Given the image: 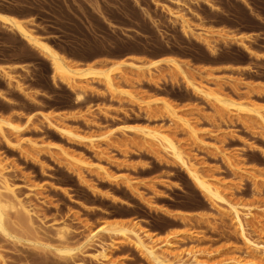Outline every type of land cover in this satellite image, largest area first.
<instances>
[{
    "label": "rangeland",
    "instance_id": "rangeland-1",
    "mask_svg": "<svg viewBox=\"0 0 264 264\" xmlns=\"http://www.w3.org/2000/svg\"><path fill=\"white\" fill-rule=\"evenodd\" d=\"M1 10L34 17L37 32L77 67L122 65L113 72L115 92L91 80L61 83L44 58L0 25V118L20 129L16 134L2 126L0 161L38 232L27 233L7 209L14 238L0 235V264H149L130 244L102 231L81 246L90 232L116 223L136 224L155 248L168 239L170 254L186 263L196 253L211 264L250 260L230 216L212 209L171 157L124 128H160L173 136L204 178L220 182L222 197L251 209L246 237L264 245V123L194 95L174 68L148 71L124 62L141 66L174 57L193 84L264 118V0H0ZM181 20L189 34L181 31ZM78 89L80 102L74 100ZM157 99L181 120L169 122ZM183 122L204 144L187 136ZM92 137L98 140L88 142ZM223 155L240 163L231 168ZM61 225L69 229L63 240L55 236ZM100 246L109 247L105 261L93 256ZM54 248L73 250L72 258ZM256 256L255 264H264L262 252Z\"/></svg>",
    "mask_w": 264,
    "mask_h": 264
},
{
    "label": "bare ground",
    "instance_id": "bare-ground-1",
    "mask_svg": "<svg viewBox=\"0 0 264 264\" xmlns=\"http://www.w3.org/2000/svg\"><path fill=\"white\" fill-rule=\"evenodd\" d=\"M173 1L180 2V0H173ZM206 3L209 6L211 5V4H208V2H206ZM11 14L5 13L1 10L0 11V25L2 27L4 26V28H7L9 31L16 34L27 46H29L31 49H33L35 52H37L38 55H40L42 58H44L49 63L50 68H51L52 79L55 78L59 82L66 83L68 85L69 84L74 85L76 83V81H78V80H86V81L91 80V81L96 82L98 84L101 83L103 85H106L108 89H111L114 92H115V90L117 91V89H115V86L113 85V77L112 76H113L114 70H118V68L120 67V65H122V63L119 62L117 64L110 65L109 67H107V69H98V68H95L93 66H90L89 63L86 66H83V67L78 66L77 67L74 65L75 63L72 64V61H69V59H67L60 51H58L49 42V40L46 37L42 36L40 33L37 32L36 28L34 27L35 23H36L35 20H33L34 17L21 18V17H17L14 15H11ZM169 14L173 16V14L171 12H169ZM180 28H181V31L184 32V34L185 33L189 34L192 31L191 27L186 23L185 20L180 21ZM249 53H251V52L249 51ZM91 62L92 63H90V64H93V61H91ZM124 63L128 64L127 66H131V67L136 68V69L145 68L148 71H151L152 69H158L161 66L174 68L184 77L185 82L187 84V88H189V90H191L194 93V95H197V96L205 99L206 101L216 103L220 107L225 108L227 110H230V109L233 110L234 109V111L236 113H239V114L240 113H253L254 116H256L259 120H261L264 123V118L262 117V115L257 110L250 109L247 106H244L242 104H238V103H235V102L230 101L228 99H224L219 95H216V94H213V93L207 91V89L205 90V88L203 89V87L201 88V87L193 84L190 80H188L186 78L185 73L182 69V65L174 57H171V56L166 57V55H165L164 58L152 60L151 62L146 63V64L141 65V66L137 65V64L128 63V62H124ZM1 71H4V70L2 69ZM4 74L7 75V73H4ZM76 91H78V92L77 93L75 92L76 94L74 95L75 96L74 100L76 102H80L83 100L84 96L81 92H79V89ZM118 93H120V92L118 91ZM116 94H117V92H116ZM121 94H125V93L121 92ZM153 102H159V103L163 104V107L165 108V110L167 112L169 122H171L172 124H173V122L175 124V123H177L176 121L181 120L180 117L177 116L175 110L172 109V107L169 105V103L166 102L165 100L157 99ZM45 120L48 121V118L45 117ZM183 124H185L184 127L187 129L186 134L188 133V135H187L188 137L190 135L191 136L190 138H192V140H194V142L197 141V142H200V144H204L205 140L203 141V139L201 138L202 137L201 135L198 134L199 136H197L196 131H198V130L196 128L193 129V127H190V125H188L186 122H183ZM2 126L8 127L10 130L15 132L16 134H18L20 132L19 127H15L11 123L0 118V135L3 138H5V137H4V132H3ZM185 128H184V130H185ZM57 129L62 134L77 137V135H75L74 133H72L68 129H64V128L63 129L57 128ZM124 129L137 132L136 134L140 133L141 136L139 135V137H141V139L143 141L141 139L140 140L144 144H147V146L149 145L152 147H156L161 153H164V154L168 155L169 157H171V159H173V161H175L179 165V167H181L182 170H184L185 174L190 179L192 184L196 187V189L200 193H202V195H204L207 198V200L210 201V204H211L210 206L212 207V209L214 208L218 212L225 213V215L228 214L230 216V220L232 221V224L235 227L239 237L246 244L247 249L251 250V254L248 256L250 258V260L244 261V259H241L240 257H233V258H230L228 260H225V261L223 260L220 262H223V264H255V260L257 259L256 253L262 252V254L264 255V245H261L258 243H253V242L249 241L248 238L246 237V234H245V222H246L247 218L252 216L251 209L247 206L240 205L238 203L232 202L229 199L227 200L226 198L222 197L221 193L223 191H222V189H220V187L222 188V186H220V184H219L220 182L219 183L210 182L209 179L213 178L214 176L209 177V179L204 178L203 176L205 174L202 175L201 172L200 173L198 172L199 170L196 168L197 165H195L194 162H192L191 160L187 159V157L184 158L182 156L183 154L181 153L180 148H178L179 147L178 144L175 143L177 140L175 141L174 139H172L173 136L168 134L171 137L170 138L166 132H163L162 129H161L162 131H160L159 130L160 128H158L157 130H153V129L151 130V129L139 128V127H125ZM195 129H196V131H195ZM184 133H185V131H184ZM197 133H199V131ZM104 135H106V133ZM99 138H101V137H99ZM86 139L88 140V142L92 143V142H94V140L97 139V137H96V139H94L93 137L89 138V139L86 138ZM35 142L36 141H34V143L31 142V144H35ZM197 142H195V143L197 144ZM40 145L41 144H39V146ZM31 146L33 147L34 145H31ZM39 146H34V147H39ZM55 146L56 145H54V147ZM64 153H62L63 157L64 156H65V158L69 157V156L65 155L67 153H65V154ZM223 157H224L225 161L227 162L228 166H230L231 168H233V166H235V163H237V161H238L236 159L228 157V155H226V156L223 155ZM70 158L73 159L72 157H69V158H67V161H68V159L70 161ZM74 160H75V158H74ZM233 160L236 162H234ZM83 163H81V165H84ZM239 163H237V164H239ZM2 164L3 163L0 161V235L3 237L14 238L9 233V231L7 230V227H8V224L6 225L7 222L5 223V219H7L6 218V212H7L6 210L7 209L12 210V212L15 214L16 220L19 222V224H21V227H23L25 230H27V233H28V231H29V233H35L37 231L35 230L36 229L35 227L34 228L32 227L33 224H32V218H31L32 215H34V214H33L32 210L28 209V207H26L25 204H22V202L15 196L13 187L10 185V183H8L7 179L3 175V171H4L5 166L3 164L4 167H2L1 166ZM68 165L70 166V164H68ZM238 166L237 167L240 169L241 165H238ZM98 167H99L98 170L103 169L100 166H98ZM96 169H97V167L95 168V170ZM241 170H242V168H241ZM103 171H104V169H103ZM103 171L101 170V172H103ZM235 171H236V169H235ZM237 171H239L238 173L242 172L240 170H237ZM4 172H6V171H4ZM243 172L245 174L247 173L245 171H243ZM206 176L207 175H205V177ZM215 180L218 182L219 179L217 180V178H215ZM212 181H214V179ZM220 190H221V193H220ZM223 190H224V187H223ZM116 224H114V225H116ZM114 225H111L113 227H111L109 229H108V227L107 228L103 227V228L98 229L96 232H92V233L90 232L89 234L87 233L88 235H87V237L85 236L86 238H85V240L81 246L88 245V243L92 242L93 239L96 238V235L102 231V232L107 233L111 237H113V236L119 237L123 242L130 244L137 252H139L144 257V259L147 262H149V264H208L209 263L208 261H205L203 258L199 259V257L197 256V253L191 257L192 260L189 263H186L185 260H183V258L180 257V255H178V256L174 255V252L172 253L173 255H171L170 252L173 251V249H172L173 248V242L172 243L169 242V240L166 238L164 241H161V242H163V243H161V245L156 246L158 248L151 246L153 243L150 245L146 242L147 243L146 244L143 240V237L151 239V236L147 235L144 232L143 237H141L140 235H142V234H140V233H142V230L140 232L139 227H138V229H136L137 228L136 224H135V228H128L126 226L122 227V225H120V227H119V225H118V227H116L117 225L116 226H114ZM13 227H14V225H13ZM64 227H66V226L61 225V227L56 229L57 231L55 230L56 231L55 236H57V239H59V240L65 239L67 231L69 230V229H66ZM134 229H136V230H134ZM154 245H155V243H154ZM100 247H101L99 249L100 251L97 252L98 254H94L93 256H94V258H97V256H99L103 261H105L108 259L107 250L109 247H106V246H100ZM79 249H80V247H79ZM54 250L60 255H63L65 257L68 256L70 259L72 258L71 253L73 252V250L66 249V248H54ZM169 254L171 255V257H168V256H170ZM0 258H1V255H0ZM74 264H80V263H74ZM209 264H211V263H209Z\"/></svg>",
    "mask_w": 264,
    "mask_h": 264
},
{
    "label": "crops",
    "instance_id": "crops-1",
    "mask_svg": "<svg viewBox=\"0 0 264 264\" xmlns=\"http://www.w3.org/2000/svg\"><path fill=\"white\" fill-rule=\"evenodd\" d=\"M165 57V56H164ZM164 57H159V58H156V59H160V58H164ZM167 57V56H166ZM156 59H152V60H156Z\"/></svg>",
    "mask_w": 264,
    "mask_h": 264
}]
</instances>
